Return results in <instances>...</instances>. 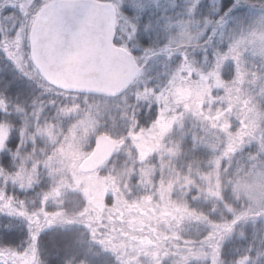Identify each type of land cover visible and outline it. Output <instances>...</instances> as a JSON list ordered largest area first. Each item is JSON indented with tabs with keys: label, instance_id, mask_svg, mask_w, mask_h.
Segmentation results:
<instances>
[{
	"label": "rangeland",
	"instance_id": "obj_1",
	"mask_svg": "<svg viewBox=\"0 0 264 264\" xmlns=\"http://www.w3.org/2000/svg\"><path fill=\"white\" fill-rule=\"evenodd\" d=\"M52 1L0 0V54L15 72L24 75V85L31 88L26 106H18L16 100L0 95V155L10 139L18 137L12 160L14 171L0 166V213L25 221L31 231L24 248L0 254V264H42L37 246L39 231L74 223L85 225L92 239L114 254L119 264H217L223 242L237 229V221L242 220L244 227L255 214L264 220V79L249 80L245 74L229 82L222 78L227 59L234 60L240 69L244 56L264 61V10L258 7L260 12L250 15L252 25L243 32L244 36L229 39L227 50L216 51L212 64L202 69L190 65L179 50L188 45L201 46L214 33L224 40L225 35L219 30L221 20L208 13L209 6L207 10L201 7L209 2L210 10L216 14L220 0H98L110 2L118 10L125 2L135 6L182 3L186 17L170 26L166 44L155 52L140 55L138 63L142 70L130 87L131 94H135L137 104L144 99L160 109L156 124L149 130L144 128L133 146L143 156L157 153L172 157L183 142L171 139L173 132L179 131L180 139H184L183 133L189 129L201 145L216 152L215 179H209L210 176L205 189L221 198L224 181L233 183L231 193L239 208L233 220L205 223L204 215L172 201L165 186L154 195H142L141 185L137 195L127 196L109 177H101L100 172L80 170L95 147L90 146L89 140L100 134L102 123L95 110L99 108L98 101L54 90L31 57V26L38 11ZM234 2L243 5L242 2L250 1ZM123 36L129 40L131 33L124 32ZM175 54H181L180 61L174 59ZM6 68L0 65V75ZM36 81L44 89V95L39 92L37 98ZM124 104L123 108L131 110L137 105ZM236 156L237 163L244 168L232 175L227 170L231 158ZM223 159L226 167L222 170ZM140 172L141 180H148L146 174H151L153 167L146 165ZM46 178L59 186L43 195L39 209L36 210V197L28 205L19 199V192L33 189L36 194V185ZM63 187L87 190L82 214H48V203L52 200L58 204ZM192 220L203 223L206 229L192 226ZM194 229L201 232L190 238L189 231Z\"/></svg>",
	"mask_w": 264,
	"mask_h": 264
},
{
	"label": "trees",
	"instance_id": "obj_2",
	"mask_svg": "<svg viewBox=\"0 0 264 264\" xmlns=\"http://www.w3.org/2000/svg\"><path fill=\"white\" fill-rule=\"evenodd\" d=\"M249 1V3L242 2L243 5H241L234 0H220L216 4L218 8L216 14L210 10L209 2L201 4V7L206 10L209 6L208 13L215 16L214 19L221 20L219 30H221V34L225 35V41L220 40L218 33H214L212 37L205 38V43L201 46L188 45L181 48L179 52L187 56L190 65L204 69L205 65L212 64L216 51L225 52L227 50L229 39L234 41L240 36H244L243 32L249 30L252 25L250 15L260 12L258 7L264 10V0ZM181 4V2H160L156 6H135V4L125 2L120 10L116 9L115 44L129 51L137 62L144 52L157 51L166 44V33L170 26L186 17L183 15L184 10ZM124 32L131 33L129 40L124 39ZM181 54H175L174 59L180 61ZM161 56L163 55L161 54ZM1 58L3 57L0 54ZM260 60L256 56H244L242 62L244 65L240 69V67L237 68L238 65L234 60L227 59L222 67V78L229 82L230 79H238L245 74L249 80L264 79V61ZM0 61L5 62V60ZM21 78L19 74L14 76V73L7 68L6 73L0 75V81L8 80L9 84H0V95L16 100V105L26 106L29 103L31 88L25 86L24 80ZM46 82L54 90L79 97H88L100 103H97L99 108L95 109L97 111L96 118L102 123L99 131L117 138L119 145L113 156L105 163L106 165L104 164L106 167L103 165L96 171L101 173V177H109L112 183L118 185L123 194L128 196V193H135L137 195L136 190H139L141 185L144 187L143 190H140L142 195H146V192L153 194L158 190L161 191V188L165 186L170 192L172 201L180 206H186L193 213L204 215L205 223H223L234 219L233 214L239 208V204L231 193L230 185L233 183L224 181L223 197L221 198L207 192L205 182L210 176L209 179H215L213 162L216 152L201 145L193 137L195 134L192 130H185L184 139H180L179 131L173 132L171 139L183 140V142L172 157H161L157 153L143 156L139 149L134 148L133 142L138 138L137 135L144 128L149 130L156 124L160 107L156 103L144 99H140L137 104L135 94H131L130 91L133 82L124 93L118 96L72 92L59 88L47 80ZM151 89L149 88V90ZM39 92L44 95L43 87L36 81V98ZM122 99L125 100L124 103L132 106L136 103L135 109L123 108L125 104L121 102ZM18 125L19 123H16V126ZM89 142L91 147L94 146V139ZM17 145L18 137H13L0 155V166L6 171H14L12 160ZM222 158L225 159L223 154ZM236 158L238 156L231 158L232 164L227 170L232 175V172H240L244 168L237 163ZM224 159L221 165L222 170L226 167ZM146 165L152 166L153 172L147 173L148 180L142 181L139 172L140 168ZM221 178L223 177H219L220 180ZM57 186L59 184L46 178L36 185V194L32 189L28 192H19L18 197L27 205L32 197H36L37 210L42 205L43 195L49 194ZM87 198L88 195L84 196L80 190L63 187L58 204H54L51 202L52 200L48 203L50 204L48 214L54 215L60 211L68 215L82 214L85 211ZM255 215L245 223L244 227L242 220L237 221V229L223 242L217 264H264V220L259 219L257 214ZM5 216L0 213V254L5 253L8 249L24 248L31 232L25 221ZM189 223L194 227L197 226L200 230L206 229L203 223V226L199 225L198 220H192ZM199 229L189 231L190 238H195L193 237L195 233L201 232ZM38 234L37 246L42 264H119L114 254L92 239L85 225L74 223L67 226H54L40 230Z\"/></svg>",
	"mask_w": 264,
	"mask_h": 264
},
{
	"label": "water",
	"instance_id": "obj_3",
	"mask_svg": "<svg viewBox=\"0 0 264 264\" xmlns=\"http://www.w3.org/2000/svg\"><path fill=\"white\" fill-rule=\"evenodd\" d=\"M116 10L98 0H54L32 25L31 53L51 84L83 94L118 96L141 72L134 56L116 46ZM93 152L80 165L94 172L114 154L119 142L100 133ZM87 194V190L82 191Z\"/></svg>",
	"mask_w": 264,
	"mask_h": 264
},
{
	"label": "flooded vegetation",
	"instance_id": "obj_4",
	"mask_svg": "<svg viewBox=\"0 0 264 264\" xmlns=\"http://www.w3.org/2000/svg\"><path fill=\"white\" fill-rule=\"evenodd\" d=\"M17 1H18V0H15V2H17ZM6 27H7V26H6ZM31 27H32V26H31ZM11 32H12V31H11ZM29 37H30V36H29ZM4 59H5V58L3 57V58H1L0 60H4ZM7 63H8V61H6V60H5V62H4V61H0V65H1V66H6V67L8 66V68L11 67V68H9V69L12 71V73H14V76H18V74H19V75L23 78L24 75H23L22 73H17V72H15L16 70H14V68H13L11 65H8ZM34 65H35V64H34ZM35 67H36V66H35ZM6 69H7V68H6ZM6 69L3 70L4 72H2V74L6 73ZM22 78H21V79H22ZM7 82L9 83L8 80H7ZM7 82H6V81H5V82H1V81H0V84H2V85H3V84L6 85ZM18 106H19V105H18Z\"/></svg>",
	"mask_w": 264,
	"mask_h": 264
}]
</instances>
